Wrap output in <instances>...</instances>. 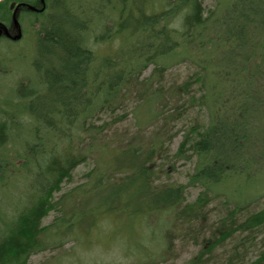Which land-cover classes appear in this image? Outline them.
<instances>
[{
    "label": "trees",
    "instance_id": "trees-1",
    "mask_svg": "<svg viewBox=\"0 0 264 264\" xmlns=\"http://www.w3.org/2000/svg\"><path fill=\"white\" fill-rule=\"evenodd\" d=\"M20 1L34 4L3 0L0 20L11 22L8 4ZM201 1L47 0L42 12H27L37 17L32 72L27 84L0 83V264H28L31 255L78 240L97 215L142 223L157 213L163 230L174 210L177 223L199 227L217 198L231 205L223 231L187 264H200L239 229L258 232L264 206L239 224L233 220L264 196V0H211L207 8ZM97 38L101 43L92 45ZM109 38L124 47L95 53L93 46ZM181 63L195 69L198 95L190 94L191 80L165 87L166 70ZM127 102L141 127L166 122L193 103L203 108L206 121L191 123L171 156L193 162L188 185L201 189L194 202L182 206L185 187L158 183L162 126L143 143L124 140L113 128ZM107 115L112 118L103 120ZM98 153V160L109 155L106 164L96 162L84 184L55 199L72 171ZM13 192L15 199H4ZM51 212L59 216L42 225ZM263 260L264 252L249 264Z\"/></svg>",
    "mask_w": 264,
    "mask_h": 264
},
{
    "label": "rangeland",
    "instance_id": "rangeland-1",
    "mask_svg": "<svg viewBox=\"0 0 264 264\" xmlns=\"http://www.w3.org/2000/svg\"><path fill=\"white\" fill-rule=\"evenodd\" d=\"M3 0H0V2ZM47 0H32L34 4L28 2H9V6L14 3L11 11V22H0V59L8 61V64L0 63V83L11 88L16 84H27V78L31 74L30 58H31V33L35 30L33 19H37L35 10H44V4ZM204 8L210 7L213 2L211 0L201 1ZM22 7L25 10L16 12V9ZM29 7L35 8L32 14ZM15 8V10H14ZM14 10V11H13ZM17 21V26L13 24V17ZM22 29V37L19 41H12L17 35L15 29ZM17 30V31H18ZM11 39H5L6 36ZM110 32V31H109ZM2 33V35H1ZM102 40L97 38V42L92 45L101 43ZM91 45V44H90ZM99 45V44H98ZM125 44L119 43L118 40L109 38L103 42L100 48L93 46L94 52L99 55L114 54ZM24 53V56H22ZM11 57L13 60L7 58ZM29 62V63H28ZM152 67H148L144 72L147 77ZM195 69L189 63L177 64L166 70L164 77L165 87L179 86L185 80H193ZM191 95L199 94L196 82L191 83ZM10 88L6 89L3 95H8ZM124 110L117 114L124 115L119 123L114 124L113 128L124 139L142 140L144 142L155 133L158 127L162 126L166 132L164 137L163 149L154 158L155 165L159 166L160 180L158 183L165 185L172 184L174 186H183L184 201L182 206L194 202L198 193L201 191L199 187H191L188 185V177L193 170V162L185 160H172L171 156L176 151L182 134L187 130L188 126L195 123H204L206 114L199 105L193 103L191 107L184 108L182 114L174 118L167 119L162 122L161 118L153 119L146 126L141 127L134 115L131 113L133 104L127 102L124 104ZM172 102L164 109L166 114L172 113ZM145 111V110H144ZM181 111V110H180ZM140 116V115H139ZM111 115L102 116L103 120L109 121ZM112 126V125H111ZM171 137V138H169ZM166 139V140H165ZM170 140V141H169ZM110 142V141H109ZM141 143V144H142ZM112 154V152H111ZM99 153L93 155V159L79 165L72 171V177L69 181L62 182L58 192L54 198L66 196L74 188L85 183L87 175L95 167V163L105 165L109 160V155L103 156L98 160ZM158 158V159H157ZM167 171V172H165ZM116 178V177H114ZM16 198V194L9 193L4 195V199L12 200ZM62 201L67 212L72 210L69 203ZM73 204V203H72ZM231 205L225 203L222 198L212 199L204 210V216L201 218L199 227L185 228L180 222L177 223L174 217V210L166 214L162 220L166 225L157 229L160 225L159 215L155 213L148 216L147 221L142 222L138 219L126 221V217L121 215H108L102 217L97 215L95 225L86 233H79L78 240L70 239L62 248L55 250H45L43 252L31 255L28 264H187V262L200 253L201 249L208 243L211 244L219 237V231H223L225 223L223 219L227 217ZM264 206V196L248 202L234 223L239 224L252 214L259 212ZM58 213V212H57ZM48 213L42 219V225H49L59 216V213ZM175 219V220H174ZM237 221V222H235ZM141 224V225H140ZM145 228H141V226ZM258 232L251 231L242 232L240 229L228 237L222 243L219 242L209 253H204L200 264H249L258 259L264 252V224L256 227ZM156 231V233H155ZM162 231V232H161ZM155 240H157L155 242ZM161 241V242H160ZM146 255V258H145ZM146 262H145V261ZM264 264V260L262 261Z\"/></svg>",
    "mask_w": 264,
    "mask_h": 264
},
{
    "label": "water",
    "instance_id": "water-1",
    "mask_svg": "<svg viewBox=\"0 0 264 264\" xmlns=\"http://www.w3.org/2000/svg\"><path fill=\"white\" fill-rule=\"evenodd\" d=\"M13 6H14V4H11L10 8H13ZM29 9H30V10H35V8H33V7H29ZM39 11H41V10H39ZM12 17H13V24H14V25L17 24V21H16V19H15V16H12ZM15 26H17V25H15ZM20 37H21V33H20V31H19V33H18L16 36H14L13 39H14V40H16V39H20Z\"/></svg>",
    "mask_w": 264,
    "mask_h": 264
},
{
    "label": "flooded vegetation",
    "instance_id": "flooded-vegetation-1",
    "mask_svg": "<svg viewBox=\"0 0 264 264\" xmlns=\"http://www.w3.org/2000/svg\"><path fill=\"white\" fill-rule=\"evenodd\" d=\"M14 9H15V8H14ZM23 10H25V9L22 8V7H19V8L16 9V12L20 13V12L23 11ZM19 11H20V12H19ZM29 12H30V11H29ZM34 13H36V12H34ZM19 29L21 30V33H22V29H21L20 27H19ZM15 30H16V32H17L18 28L15 29ZM18 31H19V30H18ZM3 34L5 35V32H4ZM1 35H2V33H1ZM5 36H6V35H5ZM6 38H7V39H11V38H9V37H7V36H6ZM6 38H5V39H6ZM0 39H1V38H0Z\"/></svg>",
    "mask_w": 264,
    "mask_h": 264
}]
</instances>
